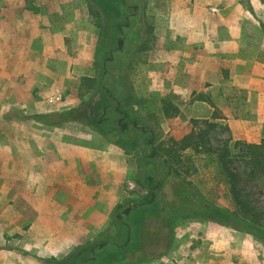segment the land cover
<instances>
[{"label":"rangeland","instance_id":"obj_1","mask_svg":"<svg viewBox=\"0 0 264 264\" xmlns=\"http://www.w3.org/2000/svg\"><path fill=\"white\" fill-rule=\"evenodd\" d=\"M200 1L127 0L117 16L112 0H0V264H114L124 253L123 264H264L263 240L199 209L234 208L215 153L188 149L182 176L151 155V137L165 143L199 119L210 147L228 144L243 191L264 207V167L248 174L236 142L250 141L230 130L224 88L200 80L195 55L183 50L184 16L217 11L215 0ZM237 1L242 22L258 19L251 0ZM199 92L215 106L196 100ZM163 99L180 107L171 120ZM73 107L59 126L21 117ZM148 176L165 180L155 201L119 219L145 200Z\"/></svg>","mask_w":264,"mask_h":264},{"label":"crops","instance_id":"obj_2","mask_svg":"<svg viewBox=\"0 0 264 264\" xmlns=\"http://www.w3.org/2000/svg\"><path fill=\"white\" fill-rule=\"evenodd\" d=\"M221 1L210 2L209 8L217 11H206L198 19L190 17V11L184 16L181 24L187 48L183 50L195 55V64L202 70L200 80H212L224 88L226 121L234 137L259 143L264 139V2L251 0L253 18L258 19L244 23L237 0ZM216 62L227 69L225 78Z\"/></svg>","mask_w":264,"mask_h":264},{"label":"trees","instance_id":"obj_3","mask_svg":"<svg viewBox=\"0 0 264 264\" xmlns=\"http://www.w3.org/2000/svg\"><path fill=\"white\" fill-rule=\"evenodd\" d=\"M125 1L127 0H112L114 6L116 7L115 14L117 16L124 14L122 8L118 6H123V2ZM136 9H138V4H136ZM250 11L253 12L252 7H250ZM92 13L97 14L98 12L94 11ZM126 24L129 25V22H126L125 25ZM117 25L119 29H121L124 24L119 22ZM262 28L264 29V24H262ZM117 44L118 47L122 49L125 44V38L119 36ZM108 57L109 56L105 57V59H112ZM92 80H94V78L91 76H83L82 83L87 87H92ZM194 95L196 100L207 101L212 106H215L211 96L205 92H199ZM124 105L125 101L119 99L117 101L116 111L122 115L119 119L121 130L126 131L128 129L129 122L127 120L128 116ZM162 110L167 120H171L174 116L179 114L180 107L170 99H163ZM78 111V107H73L62 111L34 113L21 117L25 119L33 118L34 120L47 125L59 126L67 120L73 119L74 115L78 113ZM213 115L216 116V110L214 111ZM199 122V119H192V124L185 129L183 134L170 136L168 140L162 144H155L154 137H151L149 139L152 145L151 155L161 156L163 158V161L168 167V175L175 173L179 176H182L181 164L184 163V156L188 149L198 153L207 150L211 153H215L216 160L220 163L228 178L229 190L232 196L234 208L229 209L220 207L213 203H207L205 206L201 205L199 207L201 213L204 212V215L220 224H235L238 229L251 233L264 241V207L259 208L254 206L249 200L248 193L243 191L239 180V175L232 168H230V162L232 160L228 144L214 149L210 147L209 138L206 132L197 130ZM133 124L142 128V126H140L137 121H133ZM142 129L145 131V128ZM236 143L240 144L238 149L241 157L244 158L251 167V170L247 171L248 174L250 177L254 176L256 171L261 170L264 167V139H262L259 143L240 140H238ZM148 181L150 182L151 186L148 189V194L145 196V200H142L140 203L128 205L123 209L122 212L117 214L119 219H123L125 215L131 214L134 207L145 204L150 205L155 201L154 199L157 195V189L164 184L165 180H156L153 176H148ZM184 193L185 197L190 198V195L187 193V191H184ZM105 244V242H101L99 245L104 246ZM126 259H128V255L127 253H124L114 260V264H123V261H126Z\"/></svg>","mask_w":264,"mask_h":264}]
</instances>
